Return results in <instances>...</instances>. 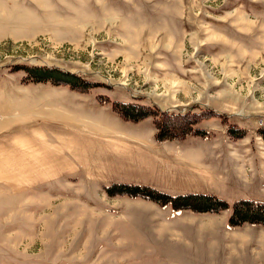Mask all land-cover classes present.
<instances>
[{
	"label": "rangeland",
	"instance_id": "1",
	"mask_svg": "<svg viewBox=\"0 0 264 264\" xmlns=\"http://www.w3.org/2000/svg\"><path fill=\"white\" fill-rule=\"evenodd\" d=\"M262 129L264 0H0V264H264Z\"/></svg>",
	"mask_w": 264,
	"mask_h": 264
},
{
	"label": "trees",
	"instance_id": "2",
	"mask_svg": "<svg viewBox=\"0 0 264 264\" xmlns=\"http://www.w3.org/2000/svg\"><path fill=\"white\" fill-rule=\"evenodd\" d=\"M121 107L114 106L117 112H120L122 116H124L128 120H135L136 118H142L150 115V112L144 111L141 114H132L129 113V110L138 111L140 106H134L130 104H120ZM178 116V115H176ZM183 116V115H182ZM196 122H188L184 127H180V133H189L193 132L194 134L201 135L202 132L192 129L193 124ZM154 123H158L155 120ZM164 128V127H163ZM261 135L264 138V129L260 130ZM169 134L164 133V136H168ZM114 191L115 188L111 189ZM118 190L122 193H128V195L132 196H143L146 198H156L157 200H161L164 202H169L175 208H190L195 211H216L220 208H226L227 203L222 200L216 199L214 200V196L203 195V194H188V195H177V196H169L166 194H156L152 188L149 187H128L127 185L118 188ZM213 198V199H212ZM214 201V203H212ZM193 202V203H192ZM255 202L247 199H243L238 201L232 210L231 215L229 216L230 224H238L244 221L250 222H261L264 224V204H254Z\"/></svg>",
	"mask_w": 264,
	"mask_h": 264
},
{
	"label": "crops",
	"instance_id": "3",
	"mask_svg": "<svg viewBox=\"0 0 264 264\" xmlns=\"http://www.w3.org/2000/svg\"><path fill=\"white\" fill-rule=\"evenodd\" d=\"M65 113H67V112H65ZM69 119V118H68ZM70 120V119H69ZM58 126V125H57ZM30 134V133H29ZM77 133H75L74 134V136L76 135ZM52 136V135H51ZM65 136V135H64ZM63 138H65V139H71V140H73L74 141V139L73 138H70V136H67V137H63ZM51 139H57V137L55 138V137H51ZM69 148H74V147H72L71 145L69 146ZM69 151V150H68ZM68 151H66V152H68ZM126 152V151H125Z\"/></svg>",
	"mask_w": 264,
	"mask_h": 264
}]
</instances>
